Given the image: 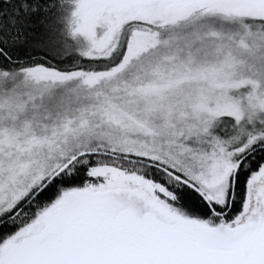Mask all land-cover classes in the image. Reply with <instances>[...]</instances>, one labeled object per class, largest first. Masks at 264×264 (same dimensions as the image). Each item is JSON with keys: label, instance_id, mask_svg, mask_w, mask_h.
I'll use <instances>...</instances> for the list:
<instances>
[{"label": "snow or ice", "instance_id": "snow-or-ice-1", "mask_svg": "<svg viewBox=\"0 0 264 264\" xmlns=\"http://www.w3.org/2000/svg\"><path fill=\"white\" fill-rule=\"evenodd\" d=\"M0 264H264V0H0Z\"/></svg>", "mask_w": 264, "mask_h": 264}]
</instances>
